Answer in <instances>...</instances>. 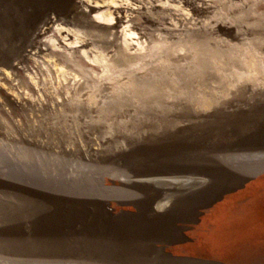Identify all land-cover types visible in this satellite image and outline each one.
Masks as SVG:
<instances>
[{
	"label": "rangeland",
	"instance_id": "374dc122",
	"mask_svg": "<svg viewBox=\"0 0 264 264\" xmlns=\"http://www.w3.org/2000/svg\"><path fill=\"white\" fill-rule=\"evenodd\" d=\"M94 1L0 0V264H264V0Z\"/></svg>",
	"mask_w": 264,
	"mask_h": 264
},
{
	"label": "bare ground",
	"instance_id": "6f19581e",
	"mask_svg": "<svg viewBox=\"0 0 264 264\" xmlns=\"http://www.w3.org/2000/svg\"><path fill=\"white\" fill-rule=\"evenodd\" d=\"M81 1V0H80ZM89 1V0H88ZM92 1V0H91ZM128 1V4L130 2V0H127ZM125 2V1H124ZM120 0H96L94 1V3H87L86 7L90 10V11H99L101 8H104L105 10L103 11H99L97 12L96 15H93L94 16V21L95 22H102L104 24H107V23H110L111 21L114 22L113 20L116 19V22L114 25H111L110 27H106L105 25L104 26H99L97 27V30H102V31H108L110 30V28H118L122 25H124V22L122 20L123 16L122 14L125 12V9L124 7L120 4ZM126 3V2H125ZM81 4V2H80ZM125 5V4H124ZM176 5V4H175ZM76 6V5H75ZM84 6V5H82ZM130 6V4H129ZM132 6V5H131ZM178 7V6H176ZM181 8V7H179ZM80 9V8H79ZM86 9V8H85ZM87 9V10H88ZM131 10H134L135 7L133 6L132 8H130ZM184 9V8H183ZM187 12V11H186ZM132 14V13H131ZM92 16V15H91ZM134 16V14H133ZM136 16V15H135ZM139 18V17H138ZM141 18V17H140ZM128 19V17H127ZM129 22V20L127 21V23ZM131 23V22H130ZM133 25V24H132ZM71 28V27H70ZM66 29V28H65ZM68 29V28H67ZM75 30V28H74ZM78 30V28H77ZM84 31V30H83ZM86 33H87V30H85ZM93 31V30H92ZM91 31V32H92ZM114 31V30H113ZM65 32V34H64ZM77 32V31H75ZM73 33V32H72ZM108 33V32H107ZM121 33H122V37H121V48H128L129 47V41L130 39L132 38V36H136L137 32L130 27V25H125V27H123L121 29ZM70 30H64V28H62V26H54V23L53 21L47 26V28L45 29L41 39L39 40V42L37 43L36 47L34 48L35 50V53L37 54H41L43 56L44 59L48 61V59H50L51 57H60V61L59 62H56V61H53V69L50 68L49 66H46L47 68H44V70L46 69L47 70V74H48V78L49 76H53L54 74H62V75H66V70L65 68L68 67V63H71L73 65H80V66H83V64H78L80 63V61H77L75 59H72L71 56L73 54L74 51H80L79 49L80 48H76V40H71V38L69 37L70 35ZM81 34V33H80ZM79 34V35H80ZM88 34V33H87ZM98 34V33H97ZM112 34V33H111ZM73 35V34H72ZM78 36V35H77ZM81 36V35H80ZM85 36V35H84ZM114 36V35H113ZM75 37V35H74ZM89 37H91L89 35ZM101 37V36H100ZM112 37V35H111ZM113 38V37H112ZM81 40V39H80ZM79 41V39L77 40ZM84 42V41H83ZM196 42H199V41H196ZM183 44V43H181ZM186 44V43H185ZM194 45V44H193ZM206 45V44H205ZM209 45V44H208ZM192 46V44H191ZM198 46V45H197ZM196 46V47H197ZM250 46V45H249ZM208 47V46H207ZM247 47V46H246ZM194 48V46H193ZM202 48V47H201ZM255 48V47H254ZM168 49V48H167ZM175 49V48H174ZM179 49V48H177ZM119 50V49H118ZM176 50V49H175ZM190 50V49H189ZM208 50V49H207ZM251 51V49H249ZM249 50L247 52H249ZM255 50V49H254ZM178 51V50H177ZM176 52V51H175ZM252 52V51H251ZM83 54H87L86 50L83 49L82 51ZM203 53V52H202ZM201 54V53H200ZM206 54V52H205ZM153 54H150L149 51H145L143 53V55H141V57H143V59H148V57H151ZM207 55V54H206ZM205 55V56H206ZM30 56V55H29ZM32 57V56H31ZM202 57V56H201ZM203 58V57H202ZM201 58V59H202ZM245 59H250L251 61H253V58L252 57H244ZM55 59V58H53ZM243 60V59H241ZM52 61V60H50ZM219 61V60H218ZM203 62V61H202ZM201 64V62H200ZM205 64V63H204ZM52 67V65H51ZM45 70V71H46ZM264 71V69L262 70ZM242 72V71H241ZM45 73V74H46ZM26 74V73H25ZM30 75V74H29ZM32 75V74H31ZM42 76V75H41ZM45 76V75H44ZM35 78L36 77H30V80L31 82L37 86L38 83L37 81L40 79H38L37 81H35ZM44 80V79H43ZM43 80H42V83H43ZM30 82V81H29ZM5 84V83H4ZM2 85V84H1ZM26 85V89L30 88L29 87V84H25ZM40 85V84H39ZM6 86V85H5ZM21 86V85H20ZM33 87V86H32ZM34 88V87H33ZM37 88V87H36ZM44 88V87H43ZM14 89V88H13ZM27 91V90H26ZM29 91V90H28ZM33 91V90H31ZM34 92V91H33ZM16 93V92H15ZM14 93V94H15ZM30 93V92H29ZM13 94V92H12ZM79 96V95H78ZM33 97V96H32ZM39 97V96H38ZM42 98V97H41ZM32 99V98H30ZM53 102V101H52ZM63 102V101H62ZM68 103V102H67ZM69 104V103H68ZM64 109V108H63ZM26 126V125H25ZM2 132V131H1ZM55 136V135H54ZM92 146V145H91ZM193 178V177H192ZM197 178V177H196ZM201 178V177H200ZM146 180V179H145ZM152 180V179H151ZM156 182L161 184H177V185H187L189 184L188 180L189 179H178L176 177L174 178H171V179H167L165 180V178H162V177H157L155 178ZM200 180V179H198ZM168 181V182H166ZM148 182V181H147ZM152 182V181H151ZM155 184V183H154ZM190 187V186H189ZM180 191V190H179ZM161 204V203H160ZM159 204V205H160ZM167 205V204H166ZM163 208V207H162ZM160 209V208H159Z\"/></svg>",
	"mask_w": 264,
	"mask_h": 264
}]
</instances>
